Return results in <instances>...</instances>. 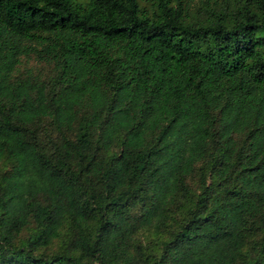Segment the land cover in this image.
<instances>
[{"label": "trees", "instance_id": "trees-1", "mask_svg": "<svg viewBox=\"0 0 264 264\" xmlns=\"http://www.w3.org/2000/svg\"><path fill=\"white\" fill-rule=\"evenodd\" d=\"M0 264H264V0H0Z\"/></svg>", "mask_w": 264, "mask_h": 264}, {"label": "rangeland", "instance_id": "rangeland-1", "mask_svg": "<svg viewBox=\"0 0 264 264\" xmlns=\"http://www.w3.org/2000/svg\"><path fill=\"white\" fill-rule=\"evenodd\" d=\"M196 3V0H192ZM193 11V10H190ZM50 65L45 64L42 60H37L35 58H25L20 59V64L18 65L19 70L23 68L30 69L33 73L39 74L41 77L47 73V69Z\"/></svg>", "mask_w": 264, "mask_h": 264}]
</instances>
